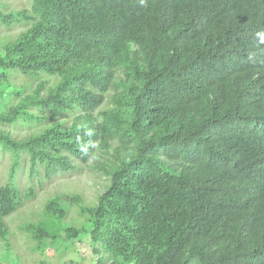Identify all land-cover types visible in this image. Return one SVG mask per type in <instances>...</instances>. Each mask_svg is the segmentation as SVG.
I'll use <instances>...</instances> for the list:
<instances>
[{"label": "trees", "instance_id": "obj_1", "mask_svg": "<svg viewBox=\"0 0 264 264\" xmlns=\"http://www.w3.org/2000/svg\"><path fill=\"white\" fill-rule=\"evenodd\" d=\"M16 23L0 47L3 250L33 195L11 182L20 160L48 180L91 162L103 190L48 199L22 227L35 251L84 236L94 264H264V0H31L0 12ZM67 206L82 224L53 231Z\"/></svg>", "mask_w": 264, "mask_h": 264}, {"label": "rangeland", "instance_id": "obj_2", "mask_svg": "<svg viewBox=\"0 0 264 264\" xmlns=\"http://www.w3.org/2000/svg\"><path fill=\"white\" fill-rule=\"evenodd\" d=\"M30 4L31 0H0V12L13 13L26 10L30 8ZM24 28L25 26L22 23L12 24L10 27L0 24V47L16 39ZM14 78L15 84H25L27 82L20 75H15ZM3 96L4 99H7V94ZM32 111L35 115L37 114L35 110ZM41 129L42 127L36 126L34 121L29 124L17 122L9 127V131L17 138H24L38 133ZM12 160V154L0 148V186L9 181V169ZM90 163L88 162L71 172L55 175L48 180L44 178L42 171L30 176L28 162L20 160L19 166L12 176L15 181L11 182L23 197L29 191L33 195L28 199H24V204L5 218L9 233H11L8 235V243L11 248L10 250H3V243L0 241V259L3 258L8 261H2L0 264H94V256L91 254L88 240L84 236L70 240L71 244H69V241L65 242L64 245H67V248L61 252L48 253L44 248L35 251V243L22 230L23 224L36 222L39 219L45 203L50 198L74 193L82 198L85 205L94 203L96 196L103 190L106 180ZM36 177L41 178V181ZM66 209L68 210L66 211L67 216L62 221H51L53 231L70 225L82 224V221L80 222L77 219L76 209L72 206H67ZM83 218L85 219V217ZM83 218L81 217L80 220H84ZM61 236L64 237L63 233Z\"/></svg>", "mask_w": 264, "mask_h": 264}, {"label": "clouds", "instance_id": "obj_3", "mask_svg": "<svg viewBox=\"0 0 264 264\" xmlns=\"http://www.w3.org/2000/svg\"><path fill=\"white\" fill-rule=\"evenodd\" d=\"M257 35L260 37L261 43H264V32H258Z\"/></svg>", "mask_w": 264, "mask_h": 264}]
</instances>
